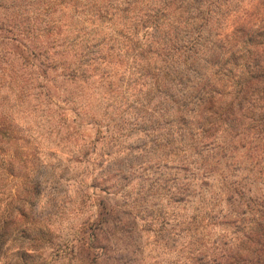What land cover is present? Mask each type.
I'll use <instances>...</instances> for the list:
<instances>
[{"label":"trees","instance_id":"trees-1","mask_svg":"<svg viewBox=\"0 0 264 264\" xmlns=\"http://www.w3.org/2000/svg\"><path fill=\"white\" fill-rule=\"evenodd\" d=\"M234 1L0 0V9L10 12L2 14L0 31L16 33L10 40L24 48L19 54L0 48L9 57H0L7 66L0 69V90L10 79L17 100L26 99L31 85L21 86L17 72L60 67L64 105L74 115L64 114V142L69 162L81 170L74 185L116 194L135 172H173L180 194L191 191L201 208L211 202L253 207L254 226L244 227L259 244L252 262L264 264V2H244L253 11L239 17ZM232 41L247 47L242 65L241 51L228 53ZM58 93L52 90L50 106ZM14 118L0 103V176L9 164L8 142L20 130ZM78 121L91 122L90 141L74 129ZM133 136L138 146L130 144ZM125 152L139 154L130 168L115 161ZM151 183L162 185L159 178ZM16 211L0 215V248L15 234V256L35 254L33 240L17 244L35 223L24 222L26 209Z\"/></svg>","mask_w":264,"mask_h":264},{"label":"rangeland","instance_id":"rangeland-1","mask_svg":"<svg viewBox=\"0 0 264 264\" xmlns=\"http://www.w3.org/2000/svg\"><path fill=\"white\" fill-rule=\"evenodd\" d=\"M249 1H234L232 10L239 7V17L242 13L251 14L253 9L244 3ZM4 13L10 12L0 9V21ZM14 35L0 31V48L23 53L24 48H15L10 40ZM230 47L229 55L241 51L237 56L242 65L247 59V47L239 41H232ZM1 58L0 69L6 68ZM29 60L35 67L41 63L33 57ZM15 64L18 69L20 63ZM61 74L60 67H42L33 73L28 67L24 73L17 72L21 86L31 85L26 99L17 100L19 89L10 79L0 90V103L15 114L14 124L20 129L6 148L5 156L11 166L5 164L1 171L0 215L26 209L29 215L24 222L35 223L34 229L27 238L17 236V244L33 240L37 250L35 254L15 256L16 242L11 239L15 234L6 235L1 241L0 264H250L257 257L259 244L250 241L248 226L244 227L246 223L254 226L253 207L211 202L210 207L201 208L198 198L188 195L191 191L180 194V182L173 172L159 176L160 171L155 170L147 172V177L135 172L132 183L116 194L94 189L85 192L74 185L81 170L69 162V144L64 142V114L70 120L74 115L64 105ZM237 74L234 71L230 76ZM39 84L42 89L35 88ZM52 90L61 92L60 97H53L55 106L48 103ZM74 126L80 138L87 141L96 134L90 121H78ZM140 141L133 136L130 144L138 146ZM138 155L121 153L115 161L130 168ZM250 167H243L244 174L250 172ZM158 178L162 185H152L151 181ZM61 246L62 256L54 257Z\"/></svg>","mask_w":264,"mask_h":264}]
</instances>
